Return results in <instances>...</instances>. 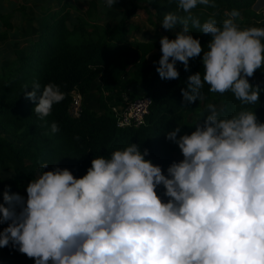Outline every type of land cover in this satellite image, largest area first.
<instances>
[{
	"label": "clouds",
	"instance_id": "obj_1",
	"mask_svg": "<svg viewBox=\"0 0 264 264\" xmlns=\"http://www.w3.org/2000/svg\"><path fill=\"white\" fill-rule=\"evenodd\" d=\"M116 2L106 0L109 8ZM198 4L217 7L215 0H178L189 15H164L163 29L182 27L175 39H160L162 56L154 62L160 78L178 79L177 62L188 71L189 60L203 52V76H189L182 89L186 103L200 100L205 84L244 105L259 102L261 89L248 78L264 66V28L241 29L237 10L221 25L215 18L201 24L190 15ZM189 20L211 36L208 51L189 34ZM32 88L26 98L38 100L41 119L65 98L52 83L39 97L40 84ZM206 109L210 114L190 135L177 139L180 127L167 133L184 157L167 176L145 159L147 149L131 143L93 159L79 179L68 169L42 171L27 186L26 202L5 191L0 223H11L0 232V248L18 245L35 264H264V123L250 110L221 119L215 104ZM51 132H59L56 123ZM160 185L167 203L157 195Z\"/></svg>",
	"mask_w": 264,
	"mask_h": 264
},
{
	"label": "trees",
	"instance_id": "obj_2",
	"mask_svg": "<svg viewBox=\"0 0 264 264\" xmlns=\"http://www.w3.org/2000/svg\"><path fill=\"white\" fill-rule=\"evenodd\" d=\"M155 1L159 20H163L167 13L183 12L177 7L178 0ZM254 2L255 0H215L216 8L198 4L191 10L192 17L199 18L202 24L206 19L200 13L220 12L223 9L229 13L233 10L242 11L249 9ZM96 4L97 0H89V10L94 9ZM57 5L49 22L32 41L30 49L0 66V128L8 135L6 137L0 134V168L12 171L10 176L0 178V204H4L5 191L23 197V189L11 188L25 180L31 182L42 171H54L57 167L68 169L79 179L87 174L93 159L110 158L114 151L123 150L131 143L138 144L142 153L147 149L149 155L145 159L160 166L167 176L168 167L173 162L178 163L175 156L177 146L166 138L167 133L180 126L185 109L199 102L219 104L221 119L230 118L241 110H250L256 115L264 116V66L248 78L253 87L261 89L259 102L244 105L230 91L223 95L211 93L209 86L205 84L201 90L202 98L188 104L183 99L182 89L188 87L189 76L198 72L203 76V52L189 60L188 71L184 70L181 62H177L176 68L180 73L178 79H161L156 71L158 63L154 64L162 56L161 45L151 39H131L127 34L128 20L140 7L138 0H130V6L124 10L119 24L109 26L106 31L88 18L80 15L73 18L69 12L70 4L66 0H57ZM89 10L87 16L90 15ZM20 11L24 16L27 15L25 8H20ZM10 19L11 11L0 12L3 26L0 40L7 38L8 31L13 26ZM68 19L73 22L71 27L67 24ZM188 26L189 34L200 41L204 51H208L211 36L194 28L191 20ZM181 27L177 25L172 31L166 30L165 36L170 40L175 39V34ZM155 49L160 54L150 63L148 55ZM142 78H147L146 87L151 96L145 123L138 127L119 128L108 102L114 98L118 102V96ZM97 79L101 84L98 98L101 112L84 107L80 116L70 117V92L76 89L85 96ZM34 82L41 86L38 97L49 83L57 85L65 96L61 103L53 106L51 114L43 119L34 113L38 100L33 103L26 98V93L33 90ZM52 123L58 125L59 132H51ZM16 141L19 142L18 145H15ZM44 162L49 166L42 169ZM165 191L163 185L156 189L160 198L165 196ZM23 198L26 202V198ZM10 223L11 221L0 223V231ZM18 248V245L13 246L11 242L3 247L0 251V264H9Z\"/></svg>",
	"mask_w": 264,
	"mask_h": 264
},
{
	"label": "rangeland",
	"instance_id": "obj_3",
	"mask_svg": "<svg viewBox=\"0 0 264 264\" xmlns=\"http://www.w3.org/2000/svg\"><path fill=\"white\" fill-rule=\"evenodd\" d=\"M57 0H46V9L42 12V2L40 0H33L30 2V9L35 14H39V17L34 16V18H39L43 22L49 15V10L51 8H58ZM68 4H70L69 12L72 13L71 16L73 18H77L79 15L85 19H90L94 23L100 26V29L106 31L109 26L119 24V21L122 17L124 10L130 6V0H117L113 7L109 8L106 4V0H97L96 7L94 9L89 10V0H66ZM139 8L137 9L136 13L128 20V37L138 40H155L160 44V39L165 36L166 30L163 29L160 25L163 20H159L156 16V1L155 0H138ZM19 4V3H18ZM87 10H89L90 15L87 16ZM41 12V14H40ZM202 12V11H201ZM33 13V14H34ZM215 16L213 17V14ZM240 15L235 18V22L239 25L241 29L248 28V27H262L264 26V0H255L253 5L246 10L239 11ZM229 12L227 10H221L220 12H210V13H200L206 19L215 18L218 25H221L223 20L229 18ZM180 17H187L189 13H178L176 14ZM190 15H193V11H191ZM197 15V14H194ZM36 20V19H35ZM49 22V20H48ZM67 24L69 27L72 26L73 22L67 20ZM179 25V24H177ZM160 51L158 49L153 50L148 55V60L150 63H153L156 58L159 56ZM131 72V71H130ZM127 77V74L124 76ZM147 78H142L140 81L136 82L133 85H130L128 89L125 91L131 97H135L139 94H147L148 89L146 87ZM101 86L100 81L95 80L92 83V87L88 94L85 95V100L83 106L91 111L101 112L99 110L98 98H99V87ZM106 94V93H105ZM207 103L199 102L196 105H192L184 110V116L180 123L181 131L178 133L177 139L180 136L188 134L190 135L192 132L196 130V124L200 121L203 124V118H205L210 113L208 111L204 112L206 109ZM217 111H220V105H216ZM258 121L260 123H264V116L256 115ZM0 134L3 136L8 137L6 133L2 131L0 128ZM19 142L16 141L15 145H18ZM175 152V156L178 160V163L181 162L184 157L178 147ZM12 174L11 170H4L0 168V178H6ZM39 174H36V178H38ZM29 181L25 180L22 184L13 187L11 189L21 188L23 189L22 195L27 200V192L26 188L29 185ZM163 202H168L169 198L165 195L161 198ZM20 209L17 208V212ZM0 232H3L1 230ZM2 248H0L1 251ZM9 264H35L34 258H29L25 254L19 252V250L15 253L13 257L10 258ZM51 264V261H49Z\"/></svg>",
	"mask_w": 264,
	"mask_h": 264
},
{
	"label": "crops",
	"instance_id": "obj_4",
	"mask_svg": "<svg viewBox=\"0 0 264 264\" xmlns=\"http://www.w3.org/2000/svg\"><path fill=\"white\" fill-rule=\"evenodd\" d=\"M31 1L33 0H0V12L11 11L10 20L13 25L8 31L7 38L0 40V66L9 62L16 55L25 54L30 49L32 41L38 36L43 26L48 23L49 17L56 9L51 8L48 17L43 22L39 18H34V16L39 17L40 15L31 11ZM40 1L42 2V12L50 8L46 9V0ZM22 7L25 8L26 16L20 11ZM2 29L3 26L0 21V31Z\"/></svg>",
	"mask_w": 264,
	"mask_h": 264
},
{
	"label": "built area",
	"instance_id": "obj_5",
	"mask_svg": "<svg viewBox=\"0 0 264 264\" xmlns=\"http://www.w3.org/2000/svg\"><path fill=\"white\" fill-rule=\"evenodd\" d=\"M70 95L68 114L70 117H78L84 109L85 96L76 89L72 90ZM117 99L118 102L116 98L108 102L117 127H138L145 123L151 105L149 93L131 97L128 92H122Z\"/></svg>",
	"mask_w": 264,
	"mask_h": 264
}]
</instances>
